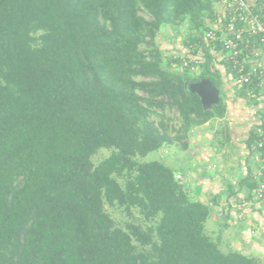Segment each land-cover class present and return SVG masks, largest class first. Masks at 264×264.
<instances>
[{"label": "trees", "instance_id": "obj_1", "mask_svg": "<svg viewBox=\"0 0 264 264\" xmlns=\"http://www.w3.org/2000/svg\"><path fill=\"white\" fill-rule=\"evenodd\" d=\"M213 5L0 0V264H263L223 251L206 228L211 207L191 198L174 167L145 161L177 147L150 120L156 110H176L185 137L227 113L219 72L173 71L157 44L164 26L207 31ZM200 41L185 47L197 54ZM204 80L221 91L211 109L188 88ZM248 91L235 94L252 106ZM101 151L110 155L96 164ZM107 205L145 225L119 224Z\"/></svg>", "mask_w": 264, "mask_h": 264}, {"label": "crops", "instance_id": "obj_2", "mask_svg": "<svg viewBox=\"0 0 264 264\" xmlns=\"http://www.w3.org/2000/svg\"><path fill=\"white\" fill-rule=\"evenodd\" d=\"M260 1L247 0L251 5ZM214 61L221 74L227 113L223 119H216L194 131L199 133L196 138L199 136L198 139L207 142L208 162L205 170H200L203 166L197 163L183 171L178 167L175 169L191 198L211 207L206 228L220 242L223 251L241 252L264 262V204L254 201L255 190L250 178L254 176L257 166L247 153V141L255 118L252 116V106L235 94L233 82L225 74L223 65L216 58ZM218 125L225 128L223 138L219 136ZM162 150L172 151L170 148ZM181 153L187 155L188 152Z\"/></svg>", "mask_w": 264, "mask_h": 264}, {"label": "built area", "instance_id": "obj_3", "mask_svg": "<svg viewBox=\"0 0 264 264\" xmlns=\"http://www.w3.org/2000/svg\"><path fill=\"white\" fill-rule=\"evenodd\" d=\"M216 19L202 35L209 52L229 68V77L236 91L247 89L257 103L252 105L253 143L247 153L256 164L254 201L264 204V1L251 5L247 0H215ZM189 56H175L182 60V68L194 73L199 69L202 52ZM194 54V55H193ZM255 78H258L256 81ZM254 86L253 90L250 87ZM250 206L249 203H244Z\"/></svg>", "mask_w": 264, "mask_h": 264}, {"label": "rangeland", "instance_id": "obj_4", "mask_svg": "<svg viewBox=\"0 0 264 264\" xmlns=\"http://www.w3.org/2000/svg\"><path fill=\"white\" fill-rule=\"evenodd\" d=\"M213 2H214V5H213L214 9H216L215 0H213ZM140 16L146 18L147 20H150V17L144 11L140 12ZM213 23H214V20L212 21L209 20L207 23V26L208 24L209 26H211ZM190 25L191 24L187 21L181 25H178L177 27L164 26L157 36V44L160 47V49L163 51L162 55L164 56V61L169 62L170 69L178 73L183 72L184 69L181 68L180 66H177L176 63L173 62L174 57L181 56V54L185 56L186 55L189 56V52L186 51L185 49V44H186V41H188V39H191V37L194 40L199 39L202 41V35L204 33V29L201 27L198 30L197 29L194 30L192 29ZM201 41L198 42V44L200 45L199 48L202 52V57H199L201 58V63L198 66L199 67V69H197L198 71L196 72L195 70V72L194 73L192 72V74L194 75L199 74L201 72V69L206 64H208L211 70H214L213 72H218L217 64L214 61L215 57L210 52L208 54L211 55V58L210 60H208V63H207L205 52L207 51L208 48L206 47V44L204 42L202 43ZM142 49L146 50L145 46H142ZM194 86L196 85L194 83H191L188 85V88L192 89ZM150 120L154 122L156 125H160V126L163 123V125L167 126L168 128L167 130L169 134L173 137H178V140L175 141V145L177 147L170 148L172 151H169V150L161 151L160 150L157 152H153L145 158V161H155V160L162 161L169 166L171 165V167H174V166H175L174 168L178 167V169H181L182 171L185 170L187 166H192V164L197 163L198 165L203 166V167H200V170H205L204 169L205 165L208 162V158L206 157L208 146L206 145L207 142L203 141L204 139L202 138L198 139L199 136L196 138V136L199 135L198 132L197 133L194 132L195 130H197V128L193 129L190 135L185 137L184 134L181 132L182 121L180 119V116L178 112L173 109H166L165 111L156 110L155 113L151 115ZM218 130L220 132L219 133L220 138H223L225 134V128H222L220 125H218ZM200 134L203 136L202 133ZM185 145H187L188 147L186 150H183V147ZM191 146H193V148L190 151L189 148ZM174 149L178 150L179 152L174 151ZM182 151H186V153L188 152L187 155H183L181 153ZM189 151L191 153H189ZM198 152H199V158L196 159V155L198 154ZM109 155H110L109 151H101L100 153H98V155H96L93 158V161L96 164H98L102 160L109 157ZM192 161L194 162L192 163ZM176 177L178 180H181L180 174L176 173ZM106 210L119 224L129 223V221L136 220L138 223L145 225V223L140 218V215L137 212H133V214H129V212L123 208H113L109 205L106 206Z\"/></svg>", "mask_w": 264, "mask_h": 264}, {"label": "water", "instance_id": "obj_5", "mask_svg": "<svg viewBox=\"0 0 264 264\" xmlns=\"http://www.w3.org/2000/svg\"><path fill=\"white\" fill-rule=\"evenodd\" d=\"M194 84L196 86L192 89L189 88V91L200 96L202 104L206 109H211L213 105L220 102V91L211 83L210 80H204Z\"/></svg>", "mask_w": 264, "mask_h": 264}]
</instances>
